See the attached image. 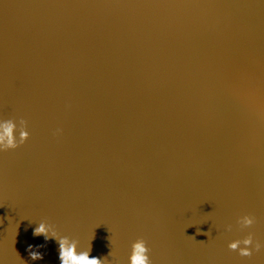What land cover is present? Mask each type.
<instances>
[{"label":"water","instance_id":"95a60500","mask_svg":"<svg viewBox=\"0 0 264 264\" xmlns=\"http://www.w3.org/2000/svg\"><path fill=\"white\" fill-rule=\"evenodd\" d=\"M0 118V264H264V0H0Z\"/></svg>","mask_w":264,"mask_h":264},{"label":"clouds","instance_id":"9594fccd","mask_svg":"<svg viewBox=\"0 0 264 264\" xmlns=\"http://www.w3.org/2000/svg\"><path fill=\"white\" fill-rule=\"evenodd\" d=\"M19 135L17 136V131ZM31 137L28 122L21 120L18 126L15 119L0 118V152L14 150L26 143ZM257 223V217L250 212L244 213L237 218V224L241 229H251ZM231 225L228 229L231 230ZM50 225L42 222L34 229V235H44L48 238ZM51 236L59 243L60 264H105V260L98 255L90 254V245L81 248L77 241L67 236H60L55 230H51ZM31 247V246H29ZM227 247L238 252L241 257H252L254 253L264 249V242L256 238L252 231H248L242 239L231 240ZM150 249L147 241L140 237L132 241L131 253L128 258L129 264H152L149 255ZM32 259H42V254L30 253Z\"/></svg>","mask_w":264,"mask_h":264}]
</instances>
